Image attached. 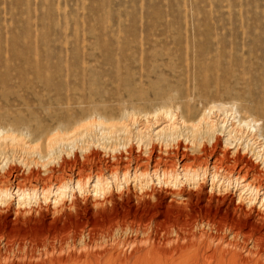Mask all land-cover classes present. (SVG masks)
<instances>
[{
	"label": "rangeland",
	"instance_id": "1",
	"mask_svg": "<svg viewBox=\"0 0 264 264\" xmlns=\"http://www.w3.org/2000/svg\"><path fill=\"white\" fill-rule=\"evenodd\" d=\"M221 104L252 119L264 142V0H0V189L13 191L0 199V264H198L193 245L156 252L186 245L175 233L189 223L224 241L234 239L204 224L264 239V165L244 139L227 145L193 129ZM167 111L180 126L174 141L161 130ZM87 115L108 125L79 127ZM65 129L72 138L49 148ZM202 169L199 180L184 177ZM18 188L36 199L19 204ZM157 223L171 226L167 239Z\"/></svg>",
	"mask_w": 264,
	"mask_h": 264
},
{
	"label": "bare ground",
	"instance_id": "2",
	"mask_svg": "<svg viewBox=\"0 0 264 264\" xmlns=\"http://www.w3.org/2000/svg\"><path fill=\"white\" fill-rule=\"evenodd\" d=\"M235 108H233V106L231 105V106H228V105H224V104H221V105H213V106H211L209 109H208V111H206L205 113H204V115L200 118V119H198L199 121L198 122H196L195 124H194V126H193V129H194V131L196 130V131H199L200 132V130H201V132L202 131H205L206 133H207V135L209 134L210 135V140L212 141V140H215V139H217V137H218V134L219 135H221V136H223L224 137V142H225V144H227V145H232L233 144V142L234 141H236L237 140V142H239V141H241L242 139H244L245 140V142L247 143L246 144V146L244 147V149L243 150H248L249 149V146H251V149H250V151H252V153L255 155V159L257 160V161H261L262 162V164L264 165V142L263 143H261L260 141V143L261 144H257L258 143V139H259V136H257L256 137V133H257V128H256V125H255V123H254V121L252 120V119H250V120H241V119H239L238 118V111H235L234 110ZM162 113V112H161ZM165 113V118H167L168 119V124L165 126V127H163V128H165V129H161V130H165V132L166 131H168V132H166L167 133V135L165 134V137L166 138H172L171 139V141L173 140L174 141V138H176V137H178L179 136V131H178V129H180L179 127V124H177L176 122H175V117H174V115H171L170 113H168V111L167 112H163V114ZM96 115H98V114H96ZM157 116L159 115V114H156ZM88 116V115H87ZM87 116H85L86 118H87ZM91 117H93L94 118V115L93 114H91L90 115ZM90 116H88L89 117V119H90ZM155 116V115H154ZM134 117V116H133ZM132 117V118H133ZM161 117V116H160ZM92 118V119H93ZM98 118H100V119H98V120H96L95 121V123L93 122V121H91V119H90V121L89 122H87L86 120H88V118L87 119H85L84 118V124L82 123L81 125L82 126H79V127H85V129H89L90 127H93L94 126V124L98 127H101L102 126V128H103V126H107L108 125V123H107V121L106 120H103V119H101V117H99L98 116ZM134 118H136V117H134ZM164 118V117H163ZM134 120H136V119H134ZM157 120V119H156ZM83 122V120H79V121H73V123L74 124H71V126L72 125H74V126H72V127H77L78 125H80V123L81 122ZM86 121V122H85ZM155 122V121H154ZM156 123V122H155ZM182 125H183V123H182ZM185 125V124H184ZM121 126V125H120ZM83 127V128H84ZM95 127V126H94ZM115 127H116V130H117V127L118 126H116V125H114V124H111V123H109V126H108V128L109 129H111L112 131H113V129H115ZM122 127V126H121ZM156 127V126H155ZM105 128V127H104ZM75 129V128H74ZM93 129V128H92ZM95 129V128H94ZM128 129V128H127ZM192 129V130H193ZM69 130V129H68ZM68 130H64V131H55V133L53 132V134H50V136L49 137H47V139L49 140V142H48V147L49 148H55L54 146H56V145H59V144H63L64 143V141H69L71 138H72V136L73 135H76L77 136V128L74 130V132H73V135H71L70 133H69V131ZM72 130H73V128H72ZM79 130V129H78ZM121 130V129H120ZM123 130V132H124V129H122ZM160 130V131H161ZM93 131V130H92ZM100 131H102V130H100ZM115 131V130H114ZM126 131V130H125ZM116 132V131H115ZM140 132V131H139ZM159 132V131H158ZM179 132V133H178ZM205 132H203V133H205ZM245 132H247V137H250L249 139L248 138H246V137H244V133ZM51 133V132H50ZM81 133V132H80ZM145 133V132H144ZM103 134V133H102ZM141 134V133H140ZM157 134V133H156ZM5 134H4V132L3 131H0V139H7V137H8V135H6V136H4ZM158 135H160L159 133H158ZM163 135V134H162ZM208 135V136H209ZM79 136H81V135H79ZM140 136V135H139ZM164 136V135H163ZM141 138L142 137H144V135L142 136H140ZM161 137V136H160ZM141 138H140V140H141ZM16 139V137H13L12 138V140H15ZM67 141V142H68ZM73 141V140H72ZM131 141V140H130ZM70 143V142H69ZM128 143V142H127ZM142 143V142H141ZM66 144H68V143H66ZM69 145V144H68ZM239 145H242V143L241 144H239ZM88 146V145H87ZM84 147V146H83ZM89 147V146H88ZM88 147H85L84 149L86 150V149H88ZM236 147V146H235ZM234 147V148H235ZM239 147V146H238ZM237 147V148H238ZM105 149V148H104ZM72 150V149H71ZM53 151V150H52ZM93 150L92 149H89V155H91ZM249 151V152H250ZM70 152V151H69ZM74 153V152H73ZM67 154V153H66ZM89 155H87V156H89ZM70 160V159H69ZM264 167V166H263ZM206 174H208L207 173V170L205 169H202L201 171H199V172H196V171H191V170H185V172H184V177L185 178H189L190 180H194V181H196V180H199V178H201L202 176H204V175H206ZM149 176H151V175H149L148 173L147 174H143L141 177L142 178H144V180L146 179L147 180V183L145 182V184H149L150 182H149V180H151V178L152 177H149ZM154 176H156L157 177V179L159 180V181H161L162 179H165V178H170V179H173V181H175V182H177L178 180H179V175L178 174H176V173H166V172H163L162 174L160 173V174H158V172H156L155 171V173H154ZM102 176L100 177V176H98V178H97V182H96V184H95V186H94V188H95V190L98 192L99 190H104V187H102V185H103V181H102ZM216 178H218L216 175H213L212 176V184L214 183V181H215V179ZM222 184V183H221ZM105 185V184H104ZM107 185V184H106ZM105 185V186H106ZM241 186V185H240ZM76 189H78L79 191H82L83 189H84V185L80 182V181H77V183H76ZM242 192L245 194V193H248V195H250V197L251 196H253V199L254 200H256L258 197H259V191H258V189H255V188H253L252 187V185H250L249 183H247V184H243L242 186ZM68 188H70L69 187V185L68 184H64V185H61V186H59V187H57V190L55 191V193H56V196H57V198L55 199V201H57V202H59L57 199H60V198H62L64 195H65V193H66V191L68 190ZM75 188L73 187V190H74ZM12 190V186H10V187H8V188H4V189H0V199L1 200H3V201H5V199H7V198H11V197H13V191H11ZM32 191V192H31ZM37 191H35V190H30V191H26V190H21V189H19L18 188V190H17V195H18V197H19V204H20V201H26V200H30V199H32V198H35L36 199V197H37ZM42 195H43V197L45 198V199H47L48 197H47V191H45V190H43L42 191ZM261 199V198H260ZM22 202V203H23ZM262 203H264V198L262 199ZM198 224V223H197ZM189 225H190V223H189ZM188 225V226H189ZM192 225V226H191ZM190 225V227H189V229H188V226H187V228L186 229H183V230H181V231H178V232H176L175 233V241L177 242H179V241H181V240H186V241H188V243L186 244V245H183L184 243H180V244H182L181 246H179V245H177V246H175V247H171V248H163V249H161V248H159V250L158 251H156L157 253H158V258H161V256H167L168 254H171V252L173 251V250H176V249H178L179 250V248H181V249H185V247L187 248V247H190V246H192L193 247V249L196 247V249H194L195 250V252H194V254L191 256L190 254H188V258H192L191 260H197L196 262H198V264L200 263V264H221L222 263V261H223V259L227 256L228 257V260L230 261L232 258L230 257V259H229V256L228 255H233L234 256V258L236 259V261L238 262H241V263H243V264H264V261H263V259H264V250H263V245H264V239L263 238H259V237H257L256 236V234L255 233H253V234H245V233H243V231H241V230H239L237 227H235V226H233V225H230V224H224V225H214V224H211V223H206V224H204V225H207L209 228H211V230L213 229V230H215L216 231V233H219V232H221V234L223 233V234H227V233H229L231 236H232V238L234 239L233 241H224V237L222 238V237H220V236H217V235H212V234H210V233H207V232H204V231H200L199 233L198 232H194L193 230L195 229L193 226L195 225V223H193V224H191ZM192 227L194 228V229H192ZM195 227H196V225H195ZM159 231H161L162 233H164V239H167L171 234H172V232H171V226H167V225H165V224H163V223H157L156 224V229H155V232H156V234H157V232H159ZM211 232V231H210ZM159 236V235H158ZM227 236V235H226ZM160 237V236H159ZM203 237H205V239L206 240H210V242H214V241H219V242H221V241H223L225 244H226V246H228V248L226 247V246H222L223 248L224 247H226V250L225 249H223V248H220V244H223L224 245V243H220V244H218L217 246H215L214 244V246H212V245H210V242H209V245L210 246H208L207 244H205L204 245V243L203 242H205V241H202V243H203V245L201 244V239L203 238ZM163 238V237H162ZM204 239V240H205ZM223 239V240H222ZM161 240V239H160ZM200 240V242L198 243V241ZM226 240V239H225ZM229 240V239H228ZM166 241H168V240H166ZM171 241V240H170ZM169 241V242H170ZM242 242V244L241 243H239V242ZM163 242H164V240H163ZM208 242V241H207ZM218 242V243H219ZM206 243V242H205ZM215 243V242H214ZM179 244V243H178ZM248 244H250V245H252L251 247H249L248 246ZM207 245V246H206ZM195 246V247H194ZM231 247H233L234 249V251L232 250V249H230ZM191 248V247H190ZM236 249H237V251H236ZM187 250V249H186ZM239 250H244V252H245V254L247 253V257H241L240 255H244V254H240V252H239ZM177 251V250H176ZM192 251V250H191ZM180 252H186V251H180ZM188 252V251H187ZM156 253V254H157ZM182 253H180L179 254V257L182 255ZM190 253V252H189ZM173 254V253H172ZM175 252H174V257H175ZM177 256V255H176ZM118 257H120V261L121 262H125V263H121V264H126V262L128 263V259H126L125 257H121V256H118ZM117 257V258H118ZM162 257V261L163 260H165V258H166V260L165 261H167V258L168 257ZM178 257V256H177ZM184 257V256H183ZM226 257V258H227ZM116 257H115V259L116 260H118ZM164 258V259H163ZM130 259V258H129ZM169 259V258H168ZM170 259H171V257H170ZM169 259V260H170ZM173 259H175V258H173ZM173 259H171L172 261H173ZM187 259V258H186ZM127 260V261H126ZM155 260V259H154ZM161 260V259H160ZM168 260V261H169ZM181 260V259H180ZM185 260V259H184ZM156 261H158V260H156ZM165 261H163L164 263H161V264H165ZM176 261H179V258L178 259H176ZM175 261V263H178V262H176ZM227 261V260H226ZM231 261H234V260H231ZM236 261H234L233 262V264L236 262ZM116 262H118V261H116ZM129 262H130V260H129ZM132 262V261H131ZM171 262V261H170ZM182 262V261H181ZM191 262V261H190ZM193 262V261H192ZM221 262V263H220ZM228 262V261H227ZM236 262V263H237ZM119 263V262H118ZM155 263V262H154ZM160 263V262H159ZM159 263H157V264H159ZM169 264V262H166V264ZM173 263H174V261H173ZM172 263V264H173ZM174 263V264H175ZM223 263H225L224 261H223ZM222 263V264H223ZM179 264V263H178ZM194 264V263H193ZM197 264V263H196ZM226 264V263H225Z\"/></svg>",
	"mask_w": 264,
	"mask_h": 264
}]
</instances>
